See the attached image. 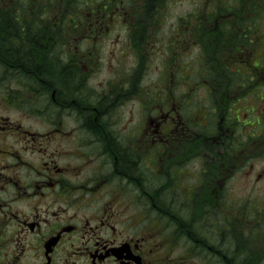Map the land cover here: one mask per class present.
I'll return each mask as SVG.
<instances>
[{"label":"flooded vegetation","instance_id":"obj_1","mask_svg":"<svg viewBox=\"0 0 264 264\" xmlns=\"http://www.w3.org/2000/svg\"><path fill=\"white\" fill-rule=\"evenodd\" d=\"M35 1L0 0V264H264V211L228 184L264 156V8L224 26L219 78L196 72L202 116L136 68L99 78L100 11Z\"/></svg>","mask_w":264,"mask_h":264},{"label":"rangeland","instance_id":"obj_2","mask_svg":"<svg viewBox=\"0 0 264 264\" xmlns=\"http://www.w3.org/2000/svg\"><path fill=\"white\" fill-rule=\"evenodd\" d=\"M23 1L25 4L28 3V0H21L20 3ZM113 1L36 0L35 3L38 5L37 15L49 12L47 16L50 15L51 18L60 17L64 9L69 8L66 20H70L71 16L76 19H86L91 7L96 12H99L103 6L107 8L103 13L99 12V15H103L100 17L103 21L100 35L109 37L107 40L111 43L100 45L101 56L96 60V65H92V67L101 70L99 78L107 73V69L136 68L138 71H133L144 74L148 89H162L165 99L168 95L170 99L176 98L179 102L188 100L189 103H192L190 106L187 105L184 110L190 115H194L193 111L196 110L202 116L205 115L208 104L213 100L217 103L219 98L209 97L205 88L200 85L198 88L193 87L196 92L193 91L190 98V85L197 84V81L205 84L203 78H206L205 74L208 75V73L212 78L218 77L225 56L223 31L225 28L229 32L233 31L232 22L240 19V14H245L247 10L251 9L250 6L264 8V0H241L238 5L236 4L235 9L230 10V8L227 9L229 3L223 0L225 3L222 5V10L225 15H228L227 18L216 19L211 15V18L207 19V13L212 11L213 5L217 6L218 0H214L212 4L207 2L208 0H161L162 5H157L156 10L151 9V15L156 18L149 20L143 9L131 6V9L126 7L124 10V6H121L123 0L116 1V4L120 5L118 6L120 9H117V5ZM44 5L49 7V11L44 10ZM188 15L194 16L195 19L192 21L194 20L193 23L199 27L198 32L205 33L199 42H193L188 28L190 24L183 22ZM226 25L227 27L224 28ZM212 28L219 29L220 41H216L211 36ZM260 29V35H262L264 33L263 24L260 25ZM125 37H130L127 39L131 42L129 47L123 41ZM213 44L218 45L213 46ZM120 51L123 53L120 54ZM259 51H262V46L259 47ZM234 52L233 50L228 53L234 56ZM204 65L210 71L204 74L196 73L204 70L201 68ZM175 85H177L176 90ZM173 87L174 92L171 90ZM243 161L244 166L241 173L234 175L228 184L233 194L242 187L244 211L253 212L258 207L264 211V171H262L264 156H244ZM258 172H261L259 178H257ZM228 207L233 206L229 204ZM259 237L260 241L264 242V236L260 235Z\"/></svg>","mask_w":264,"mask_h":264},{"label":"trees","instance_id":"obj_3","mask_svg":"<svg viewBox=\"0 0 264 264\" xmlns=\"http://www.w3.org/2000/svg\"><path fill=\"white\" fill-rule=\"evenodd\" d=\"M116 1L117 0H114L113 3L116 4ZM163 1V0H162ZM214 0H208L207 2H209L210 4H212ZM227 3H229V6L227 7V9L230 8L231 9H235L234 7H236V4L238 5L241 0H225ZM107 2H109V0H107ZM163 2H161V0H123V2L121 3V6H124L125 8L128 7L131 9V6L134 7V8H139V9H143V12L147 14V19L149 20H153L155 19L156 17L155 16H152L151 15V9L154 8V10H156L157 5H162ZM225 3V2H224ZM223 0L220 1L218 0L217 2V6H212V11L209 13H207V19L211 18V15L212 16H215L216 19H219L223 16V13L224 11L222 10L223 9ZM205 4V3H204ZM100 5H101V2H100ZM102 6V5H101ZM117 6H120V5H117ZM220 6V7H219ZM145 8H147L146 10H144ZM102 9V10H101ZM104 10H107V8H105L103 6V8H100V12H104ZM209 10V9H208ZM207 10V11H208ZM192 15H188L183 22L185 23H188L190 25H188V28H189V32L192 36V39L194 40V42H199L200 41V38L202 36H205V33H201V32H198V29L199 27H197L193 22L194 20L192 21V19H195L194 16ZM134 17V16H133ZM215 19V20H216ZM198 20V19H197ZM196 20V21H197ZM243 20V19H242ZM210 34L211 36L213 37V39H216V41H220V38H221V35L219 33V29L217 28V30H215L214 28H212L210 30ZM223 36V35H222ZM216 37V38H215ZM244 39V42L246 41L247 37H243ZM246 44V43H245ZM218 45V44H217ZM215 44H213V46H217Z\"/></svg>","mask_w":264,"mask_h":264}]
</instances>
